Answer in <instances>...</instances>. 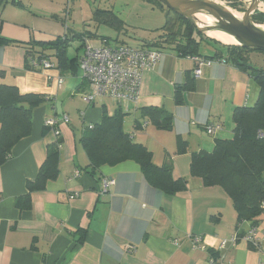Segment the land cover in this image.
I'll use <instances>...</instances> for the list:
<instances>
[{"label": "crops", "instance_id": "crops-1", "mask_svg": "<svg viewBox=\"0 0 264 264\" xmlns=\"http://www.w3.org/2000/svg\"><path fill=\"white\" fill-rule=\"evenodd\" d=\"M23 5L7 4L0 11V85L16 86L23 95H43L47 102L34 110L30 136L19 141L0 166V264H207L223 239L254 226L264 231V216L240 223L226 191L206 187L191 174L195 153L212 152L217 140L232 136L235 109L256 104L260 89L251 67H240L230 49L214 42L206 44L205 52L199 46L197 55L223 57L226 63L205 67L202 77L195 78L192 55L172 45L149 46L159 38L143 41L145 48H158L163 56L144 74L140 99L126 111L124 129L152 153L155 165L170 166L174 179L187 181L186 190L169 195L151 186L135 161L91 168L80 141L84 129L102 123L105 111L113 115L118 109L110 100L90 106L82 98L89 86L73 60L79 63L91 37L80 40L81 54L70 53L72 42L66 47L68 60L60 69L55 48L44 44L75 33L61 16ZM42 49L55 68L28 67ZM244 56L252 66L264 67L253 62L259 63L256 55ZM59 75L64 77L61 86ZM188 82L193 89L184 91L178 104L176 95ZM161 111L172 115L168 130L154 123L163 120ZM65 115L68 124L61 122ZM49 119H57L61 131L59 176L45 190L31 192L28 183L37 180L48 147L56 141L45 126ZM208 124L222 128L209 135ZM107 179L115 184L105 193ZM27 196L31 206H17V200ZM190 234L203 236L206 251L192 248ZM222 253L227 264H264V247L256 251L245 242Z\"/></svg>", "mask_w": 264, "mask_h": 264}, {"label": "trees", "instance_id": "trees-1", "mask_svg": "<svg viewBox=\"0 0 264 264\" xmlns=\"http://www.w3.org/2000/svg\"><path fill=\"white\" fill-rule=\"evenodd\" d=\"M7 4L25 7L22 0H0V11ZM159 5L165 7L161 3ZM176 16L177 24H174L170 30H165V33L149 46L162 48L172 45L182 54L197 55L199 43L196 41L195 35L204 37L184 18L177 14ZM256 19L264 21V14ZM85 37L86 35L76 33L71 38L66 37L57 39L51 44H44V47H47L46 49L50 46L55 48L54 52L61 69L68 60V58H64L66 47L76 40H84ZM103 40L107 39L103 38ZM2 41L3 39L0 38V43ZM142 47L145 48L144 44ZM158 48L155 50H159ZM226 48L230 49L232 57L240 67L252 68L255 82L260 89L259 97L254 106L235 109L233 114L234 129L230 138L217 140L212 152L193 155L191 174L201 178L206 187L219 186L223 188L231 198L238 215V221L241 223L256 221L264 216V67L252 66L249 59L244 56L252 51H264ZM37 53L41 55L39 58H34L38 61L51 57L43 49ZM73 62L80 67L78 58H75ZM28 67L30 68V65ZM192 89L191 82L184 85L176 95V102L182 103L183 92ZM45 102L47 99L43 95H23L16 86L0 85V166L9 160L14 146L30 136L33 112ZM126 114V111L121 108H118L113 115H109L105 111L102 123L84 129L80 141L90 160L91 168L95 171L104 165L115 166L132 160L141 166L142 172L151 186L169 195L186 190L187 181L185 179H174L170 166L155 165L152 153L142 144L134 142L131 135L125 132ZM161 116L163 120L157 119L154 120V123L160 128L170 129L172 115L161 111ZM61 145L62 138L60 136L56 138L55 143L48 147L47 159L40 168L37 180L34 183H28L31 192L45 190L50 180L58 178ZM21 201H24L25 204L22 205ZM30 203V196L17 200V206L21 208H29ZM85 238L86 232L83 234L81 242H84Z\"/></svg>", "mask_w": 264, "mask_h": 264}, {"label": "built area", "instance_id": "built-area-1", "mask_svg": "<svg viewBox=\"0 0 264 264\" xmlns=\"http://www.w3.org/2000/svg\"><path fill=\"white\" fill-rule=\"evenodd\" d=\"M162 56L161 50L143 47L112 46L106 43L101 47L86 45L84 54L79 61L82 77L89 86L87 93L82 96L84 102L90 106H95L102 104L104 100H110L118 108L127 111L130 104L137 103L140 99L144 74L154 70ZM190 58L196 63V68L193 71L195 78L202 77L205 67H210L215 63H226L223 58H208L199 55ZM30 66L32 69H41L42 71L55 68L49 61L36 59L30 61ZM57 80L58 85L61 86L64 77L59 75ZM61 122L68 124L70 119L65 115ZM45 126L54 132L56 138L61 136L57 119L47 120ZM205 128L209 135H214L218 130H221L222 126L220 124H208ZM114 184L115 181L112 179L105 180L103 192L107 193ZM188 239L193 249L206 251L207 247L202 235L190 234ZM240 242H245L256 251H260L264 247V231L254 226L245 234L236 233L228 239H223L218 253L211 255L207 264H227L222 252L237 246ZM129 248L130 250L134 249L133 247Z\"/></svg>", "mask_w": 264, "mask_h": 264}, {"label": "rangeland", "instance_id": "rangeland-1", "mask_svg": "<svg viewBox=\"0 0 264 264\" xmlns=\"http://www.w3.org/2000/svg\"><path fill=\"white\" fill-rule=\"evenodd\" d=\"M218 1L227 3L239 13H244L251 3V0ZM22 2L39 13L59 18L61 16L68 28L73 31L72 35L77 33L91 37V43L87 44L90 46L106 43L112 46L127 45L141 48L143 41L156 40L165 33V30H170L178 22L176 14L160 6L157 0H22ZM195 37L199 40L203 52L206 51V44L216 45L205 37L203 39L197 35ZM72 44L71 54L83 52L80 40ZM77 48L79 50H76ZM250 53L256 55L253 58L259 62L253 60L254 63H264V52Z\"/></svg>", "mask_w": 264, "mask_h": 264}, {"label": "water", "instance_id": "water-1", "mask_svg": "<svg viewBox=\"0 0 264 264\" xmlns=\"http://www.w3.org/2000/svg\"><path fill=\"white\" fill-rule=\"evenodd\" d=\"M184 18L206 39L224 47L264 51V21L256 17L264 14V0H251L244 13L218 0H157ZM213 35L230 39L224 42Z\"/></svg>", "mask_w": 264, "mask_h": 264}, {"label": "bare ground", "instance_id": "bare-ground-1", "mask_svg": "<svg viewBox=\"0 0 264 264\" xmlns=\"http://www.w3.org/2000/svg\"><path fill=\"white\" fill-rule=\"evenodd\" d=\"M261 9L264 11V7H261ZM214 37L219 38L220 40L224 41V42H230L231 40L228 39L227 37L223 36V35H213Z\"/></svg>", "mask_w": 264, "mask_h": 264}]
</instances>
